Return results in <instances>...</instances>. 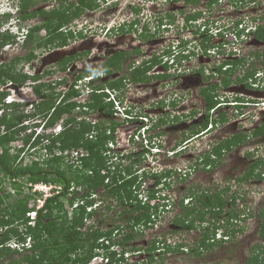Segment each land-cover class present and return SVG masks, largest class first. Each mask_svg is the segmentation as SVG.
I'll return each mask as SVG.
<instances>
[{
    "label": "trees",
    "instance_id": "obj_1",
    "mask_svg": "<svg viewBox=\"0 0 264 264\" xmlns=\"http://www.w3.org/2000/svg\"><path fill=\"white\" fill-rule=\"evenodd\" d=\"M217 1L218 0H207L209 6L217 3ZM36 2L37 0H19L20 15L22 18H30L36 15L40 18L39 23L29 26V31L23 42V45L28 48L24 56L26 61L35 57L33 52L35 48L41 46L66 45L67 39L72 37V32H63L59 29L63 25L65 26L70 20L80 16L85 9L92 8L95 5L94 0H77L76 2H69L68 4L61 1L62 3L60 6H56L50 11H46L42 8L29 10ZM199 2L200 0H185L186 4H197ZM243 2L244 0H231V3L235 7H238L235 3L242 4ZM182 12L181 10L180 13ZM168 15L172 16L171 14ZM200 15V12H195L194 14L186 15L185 20H196ZM254 19L260 20L257 28L252 30L254 39L264 41V14L254 16ZM42 28L46 30V36L43 37L38 36ZM192 31L194 34L198 32L196 29ZM144 35L150 36L148 32ZM9 36L12 35L0 32V47L9 39ZM201 38L203 41L201 45L206 47L205 35L203 34ZM184 43L182 48H186ZM127 54L126 51L115 52L113 56L105 59L103 62V69H105L108 74H112L113 70L122 69V61ZM81 55L83 54H80V56ZM252 55L253 59L251 64L239 77H237L236 82H243L249 85L251 82H248V80H252V77H254L255 73L261 68L263 69L261 81H264V51H252L250 52V56L252 57ZM76 56L77 54H73L64 57L63 60H65V63L64 61L60 63V69H65L70 60ZM188 56L189 55H187L186 58H188ZM243 59L248 60V58H236L234 61H224L223 64L232 65L225 71L221 69L223 64L217 66L215 71L217 73H224L222 77L223 84L228 85L230 83L232 74L235 73V69L238 68V65L243 63ZM151 62L153 64L157 62V59L153 58L150 62L143 61L141 64L133 67L130 70V77L135 81H144L149 79V77L151 78V75L147 73L152 67V64H150ZM5 65H7V63L0 64V87L10 81L22 85L26 78L29 77L22 73L15 75L11 74V68H6ZM88 71L94 73L96 69L94 67L88 68ZM197 73L203 81L206 80L207 82V84L200 89L201 96L205 99V114L203 118L193 120V123L189 125L187 138L207 130L209 124L213 127L224 124L228 118L225 111L222 110L218 112L217 116L210 113V110L214 109L218 103L216 93L222 82H208L210 74L205 75L203 67L198 68ZM161 76L165 77L166 75L164 74ZM122 78L123 76L115 80L107 78L102 83H95L94 87L96 89H101L105 85L117 87L122 85ZM32 79H37V76H33ZM42 85L45 86L47 84L41 83L37 85L39 88L36 89V94L39 96L40 100L34 103L35 111L31 114L22 113V110L19 109L20 106L23 104L26 105V103H6L4 97L9 91L0 90V109H3V114H0V128L3 127V129L0 130V189L6 193L2 184L8 179L12 181L13 186L17 189V192L20 193L21 189L18 187L19 181L17 179L25 178L26 182L32 181L33 183L50 181L63 182V190L59 193L51 194L44 199L43 206L36 211L33 224L28 222L29 218L27 213L30 210H35V205L31 207L28 206L29 196L27 194L18 197L16 200L6 205H3L4 198L3 195L0 194V262L7 260L5 264H88L95 254L94 249L98 246V239L100 237H106L110 243L125 245L128 240H133V238H136V235L139 234L135 231L134 227H147L150 225V223L155 220V217L161 215L160 213L163 206L158 203L150 204L149 201L146 203L145 200L142 199L143 197L147 200L156 198V190L154 188H140L142 176L140 177L136 174V168H133V166L140 161V154H134L130 163L122 164V162H120L116 164L115 167L114 162H110V159L107 161L104 155L105 144L112 136L106 133L107 126L104 123L105 119L95 125H91L84 119L77 121L76 116L69 117V119L64 122V128L61 132L55 135H38L34 138L33 144H41L42 141L47 139L48 143L44 145V149L49 151L55 148L61 149L62 151L70 148H84L89 153L88 156L86 155L80 158L81 163H83L81 169L76 168L72 169V171H66L64 168L61 169L59 163H53V161L59 162V160L63 158L59 155L51 156L52 158L50 157L47 159V161L50 160L51 163L49 162L46 164H40L36 160L24 164L22 161L16 162L19 152L22 149H20L18 153L11 154L9 143L15 139V135L20 130L26 129L24 126H20L22 125L23 117L41 114L43 118H46L49 111L54 108L53 116L46 121L47 124L53 125L55 120L61 117L62 113L72 112L76 105V102L65 101L72 95L77 94V92L69 89L65 96L61 98L60 103L55 104L60 93L54 94V92L51 91L49 94H45L42 92ZM50 86L51 87H49L48 84L46 88H54L52 85ZM88 105L93 110H101L106 118L111 115V110L109 109L110 105L103 101V94L101 93H92ZM7 109H10V112H5ZM197 113V110H192L190 114L184 117L195 118ZM7 115L10 116L7 117ZM160 120L163 121V118ZM175 120H179V118L176 117L174 121ZM93 126H95L96 134L90 137L88 136L89 131L94 130ZM110 127L112 131H114V121H111ZM87 133L88 135H86ZM255 136H264V113L259 124L250 129L249 132L245 129L236 131L218 140L208 153H203L200 164L203 163V168L206 169V171L213 170L220 162L224 152L231 150L235 146L241 145L247 138H253ZM31 137L32 136L29 135L28 138H26V142ZM252 154L251 151H248L246 156L251 157L253 156ZM263 163L264 160L262 158L257 157L253 159L250 167L247 168L244 174L235 176L237 184L250 181L253 177L264 179V175H261V170L259 169ZM112 167L113 170L111 169ZM102 168H105L108 172L103 174ZM88 169L91 171L89 174L87 173ZM123 172H126L128 175L125 177L122 176ZM168 174H170V172L158 176L153 175V177H156V183L159 184L161 178ZM108 176L110 177V181L106 182L105 179ZM143 177H146V174H144ZM72 183L75 184V186L81 185L82 189H84L83 192L82 190L77 192L79 193L77 197L75 195L76 193L68 197L70 200L69 205L72 206L75 200L79 201L80 199H84V197L86 199L82 204L77 202L78 205H76V207L72 209L71 214H69V210L65 207L61 196L66 194L67 189ZM99 188H102L104 191V194L100 196L102 199L100 207L114 210V216L125 221L124 223L111 224L109 222L108 224H110L111 227L107 229L101 226V222L102 224L104 222L107 223V219H100L101 221H97L96 224L90 223L97 211H87L86 206L92 203V200L88 199L87 196L89 193L97 191ZM231 188V185L228 184L213 193H209V191L206 190L202 192L190 190V193L185 195V197L189 198L190 202L188 204L183 202V196L178 202L179 207L181 206L182 208V213L179 217L172 220L173 227L175 226L173 231H190L198 228L199 231H201L200 237L193 242V244L187 246L183 242L167 244L165 241L159 242L154 240L152 245L145 249L150 253V261L155 258L153 252L163 248L164 252H162V254L168 251H186L188 254L200 255L216 244H222L228 241L236 231L241 230V228L230 227L234 219L236 220L238 217L244 218L245 216L243 214L246 213L245 210H237L234 207L237 194L235 193L231 197H228V200L222 196L223 193L229 192ZM36 194H38V192H36ZM139 195L140 198H138ZM223 212L225 213L227 228L221 230L223 231V237L216 238V234L220 231L219 229L222 226L220 220L222 221ZM259 215L261 222L258 232L261 237V243L255 245L251 249L247 257V264L264 263V210H261ZM202 223H206V226H203ZM124 224L127 225L131 231L124 234L123 237L116 239L113 233L115 227H118L120 230ZM27 237L31 239V244H29L28 247L24 245ZM11 243H16L17 246L13 247L10 245ZM160 243L163 245L161 248L159 247ZM136 247L137 246L133 244L130 248L135 249ZM20 252L21 256L19 258L14 256V254H20ZM108 255L111 258L109 264H113L115 261L122 259V257H120L116 260L114 252H109Z\"/></svg>",
    "mask_w": 264,
    "mask_h": 264
},
{
    "label": "rangeland",
    "instance_id": "obj_2",
    "mask_svg": "<svg viewBox=\"0 0 264 264\" xmlns=\"http://www.w3.org/2000/svg\"><path fill=\"white\" fill-rule=\"evenodd\" d=\"M61 1H64L65 4H68L69 2H76L77 0H37V2L32 5L29 10H34L36 8H42L46 11H50L56 6H60L62 3ZM207 1V0H206ZM261 4H264V0H260ZM201 2V1H200ZM204 2V0H203ZM146 3V5H145ZM158 3V4H157ZM97 8L95 10H86L82 13V15L78 18H76L71 23V30H76V25L80 26L81 23L87 22L88 24H91L92 26H95L97 23L108 21L111 18H119V16H122L123 14H126L132 10V6H135L136 9L139 10V15L141 13H145L146 16L149 14V2L143 1V0H96ZM181 4L182 2H171V0H162L161 2L157 1L152 6V14L154 16L155 25L156 26V16L158 14L163 15L165 12H171L172 15L176 12L179 14L181 10ZM229 0H222L221 3L214 4L211 6V8H208L209 5H206V8H203L206 12L208 8L207 15L209 16L208 19L217 20L219 23H223L225 18L222 16L220 12V8H224V11L229 10ZM175 6V7H174ZM220 7V8H219ZM183 10L186 8L193 10V6L190 7H182ZM149 9V10H148ZM262 9V5L256 8H250L249 14L253 15L257 13V10ZM194 11V10H193ZM243 12V11H242ZM84 14V15H83ZM174 19V24L179 25L182 18L179 17V15ZM239 12L236 14L238 15ZM242 14V13H241ZM204 17L206 18V13L204 14ZM233 19V23L236 22V20L239 17L235 18V15L232 12L226 13V19L230 20ZM245 18V17H243ZM107 19V20H106ZM180 19V20H179ZM165 20L173 21L172 17L165 16ZM7 17H0V32L2 33H10L15 34L12 30H15L14 27L11 25H8L10 21H8ZM40 18L39 16H34L30 18H25L24 20L22 18L19 19L20 24L25 25V27H28L30 25H35L39 23ZM77 22L76 24L74 22ZM14 22V21H13ZM94 22V23H93ZM88 28V26H86ZM10 28V29H9ZM176 27L173 26L172 28L163 29V27L160 26V30H157V32H154L153 35L151 32L149 33L150 36L147 37V39H143L145 35L140 37V34L138 32H130L127 34H115V36L112 38L111 42L112 45H117L120 48H124L125 50L131 51V54L128 53V55L125 56L123 59V68L120 69L119 74L127 73V64L132 59H138L141 60L142 57H140L139 53H133V49L135 47H138L139 49H142L141 52L145 51L148 52L149 46L151 48H156L157 51H160L161 48L164 46H169L170 43H173L176 39H174V32L176 31ZM174 30V31H173ZM91 34L89 36L92 37V39L101 38L102 34L99 33L98 27L97 29L92 28ZM96 33V34H95ZM45 29L42 28V30L38 33V36H44ZM141 34H147V33H141ZM157 34V35H156ZM9 36V39L5 41V43L0 47V62L1 63H7L5 65L6 68H11V74H18L23 72L22 70L26 69V64L28 61L24 58L25 54L28 51V48L23 45L22 40L23 36ZM85 35V34H84ZM70 37L68 40V43L65 46L62 47H55L51 48L50 50L46 49L45 47H39L37 50L38 55L40 56V60H37L35 63V66L39 67L44 64H51L55 63L60 59L64 54H69L70 52L77 51V50H88L89 53L87 57L91 56L93 57L96 52H98L96 41L91 40L90 38H82L78 39ZM1 39V37H0ZM71 41V42H70ZM105 42V41H104ZM241 50L244 56L247 55V52L249 49H260L264 51V44H257L251 39L247 38L244 41H241L240 43ZM258 45H261L260 48ZM106 44L102 46V50L104 51V47ZM108 48H111L108 46ZM95 48L94 54H90V51ZM107 48H105L106 51ZM104 51V52H105ZM250 52V51H249ZM202 51H199V55H193L188 61L184 62V64H188L190 66V70H188L185 75L178 80V78H175L176 81H178L177 85L178 89L175 88V79L174 76L171 77L172 81L169 83L167 87H163L161 85L160 80H154L151 84H153L152 94L153 96H157L159 93V97L161 95L168 96L167 92L173 90L176 92L181 98L183 99L179 105L174 109L172 107L167 106L165 109L159 108L160 106L156 105L155 103H151L150 109L144 108L145 103L140 102L139 104V110H145L151 111V115L158 116L165 114V110H169V112L172 113H179L181 110H184L182 112H186L187 110H200L199 111V118H201L200 114L201 111L205 108V99L202 98L200 95V89L203 88L207 82L206 80L203 81L198 75V73L195 72L194 67L197 68V66H203L210 70L214 69V65L219 62L220 59L223 58L222 53H216L212 54L211 56L208 55L205 58L199 57L201 56ZM96 56V55H95ZM95 58V60H94ZM99 60L96 57H93V61L91 64L96 65L98 64ZM81 65V64H80ZM76 70H79L78 68H75ZM193 69V71H191ZM52 72L48 74H44L40 77V81L42 84H49L52 83L55 87L56 92L64 91L66 86H64L63 83H56L62 76H65L64 72L61 70H58L56 67L51 66L49 68ZM237 72H243V70H238ZM116 76V74H114ZM74 76L71 74V78ZM67 81H70L68 77ZM209 80V79H208ZM27 83L22 86V90L13 89L11 91L10 89V98L13 100H17V102H26L27 104L29 102L37 101L39 100L36 95V89L39 88V86H33L32 82H30V79L28 78ZM44 82V83H43ZM99 83V81H97ZM170 82V81H169ZM208 82H213V80H209ZM45 87V89H44ZM47 85H42L43 91L45 94H49L52 89H47ZM133 87V85H132ZM131 87V88H132ZM149 87V86H148ZM144 88L146 92H149L150 89ZM1 89V88H0ZM137 89V88H136ZM242 90L241 86L235 88V91ZM141 89L134 90L137 95L139 94V91ZM185 91L186 95L183 93ZM244 92H247L245 90H242ZM220 91H217L216 94H220ZM230 94V93H228ZM257 93L252 92V95H256ZM262 94V93H260ZM249 96V95H248ZM85 96H82L81 98H78L79 100H83ZM173 97L168 96L166 98V101H171ZM219 99V97H218ZM7 100V97H6ZM147 106V104H146ZM225 109H223L227 116L230 117L229 120H231L229 123H224L221 125H217L214 130L210 133H206L205 135H201L197 138H195L193 141L187 144V147L185 149H182L179 151L180 153L171 155L169 152L170 147L175 143H180V140H182L183 137H187V134L189 132V125L190 122L193 123V120H186L182 119L180 117V120L173 121L171 119L172 113L165 114V123H164V135L163 139L165 143L161 145V149L164 151L156 152L151 155L161 157V159L164 158L165 155V163L167 165H170L171 167L175 168H185L186 166L191 167L190 170L191 175L188 177H184L182 180L175 181L172 184V190H174V194L176 197H185L186 194L190 193V190H197L196 192H202L204 190L209 191V193H213L215 191H218L219 189H222L224 185H231V189L229 192H225L222 194L223 198L228 200V197H231L233 194H237L236 204L234 207L237 210H245L246 213L243 215V217H238L236 220L234 219L232 223L230 224V227H237L241 228V230L236 231V233L229 238L228 241L223 242L222 244H216L214 247H211L207 250H205L200 255H193L188 254L186 251H168L165 254H161L158 256L157 260L160 261V263L164 264H247V257L251 252V249L261 242V237L259 235V225L261 222V219L259 218V212L261 210H264V179H261L259 177H253L250 179V181L243 182L241 184H237V181L235 180V176H240L244 174V172L247 170V168L250 167L252 160L254 158H262L264 160V136H255L251 138H247V140L242 143L241 145L233 147L231 150L226 151L223 153L220 162L216 165V167L211 171H206V169L203 168L202 164H198L195 162L199 155L204 153L206 150L210 151L213 147V144L217 142V138L221 139L222 137L227 136L228 134L231 135L232 133L236 131L241 130H250L252 126H256V122H252L253 117H259L261 116L262 112L258 108H244L243 111L246 113L245 116H234L236 112L232 110V107L224 106ZM19 109H23L26 111L33 112V107L31 105H28L26 107L20 106ZM178 110L179 112H177ZM5 112H10V109H7ZM203 112V111H202ZM3 114V109H0V114ZM90 115V114H89ZM10 115H7V117ZM94 117L97 118V114H93ZM234 116V117H233ZM242 117V118H241ZM245 119V121H244ZM117 120H122L120 118H117ZM138 120V119H136ZM42 121L40 115H36L35 117H30L27 120L24 121V123L27 125L26 129L20 130L16 135L15 139L9 143V148L11 154L18 153L20 149H22L19 152V156L16 160V162L22 161L24 163H29L34 160L38 161L40 164H46L49 163L47 159H49L51 156L56 155H64L65 159H60L59 162L53 161V163H59L61 169H66V171H72V169H81V162L76 161V158L80 155H84V151H79L78 148H74L76 151H78L80 154H77L76 151H68V152H62L58 148H55L52 151H49L47 149H44V145L47 144V142L44 140L41 142V144H33L32 140H28L26 142L25 138L27 137V134L32 132L33 130L35 133L38 131L36 129H39L40 126H36ZM61 122V121H60ZM105 124H107L108 121H105ZM174 122H176L174 124ZM56 123V122H55ZM141 124L140 122L131 123L127 126H123L117 131L116 134V143L115 146H113L110 151H113L117 149L120 152H143L146 148L144 143L146 142L147 132L144 133L143 136H146L143 138L142 136H138L137 138L134 137V141L132 138H129V136L136 130V125ZM26 125H20L21 127ZM56 126H59L57 123ZM3 127L0 128L2 130ZM44 130V129H43ZM43 130L41 132H43ZM54 130L53 127L49 129H45V132L49 133ZM154 131V130H153ZM163 142V141H162ZM150 144H147V146ZM117 146V147H116ZM248 151L254 152V156H246V153ZM71 152V153H70ZM71 154V155H70ZM169 155V157H167ZM52 158V157H51ZM149 160L143 156V160H140L137 164L133 166V168H141L146 165H150V159L153 158L152 156H148ZM51 163V162H50ZM128 161H123L122 164H127ZM130 163V161H129ZM195 165V166H194ZM261 170V175H264V163L259 168ZM258 169V170H259ZM104 170H102L103 172ZM68 173V172H67ZM87 173H90V171H87ZM126 173V172H125ZM127 174V173H126ZM137 174H140V171H137ZM19 181V186L21 191L20 193L17 192V189L13 186V183L6 179L2 186L4 187V190L6 193L0 189V194L3 195L4 203L3 205H6L7 203H11L14 200H16L18 197H21L22 195H28V206H34L36 203L38 204L37 196L39 198H43L42 196H39L40 194H33L31 189H29V185L27 187L25 178L17 179ZM16 181V182H18ZM153 180L144 178L142 182L143 187H148L152 185ZM51 184L48 192L54 190H60L61 188V182L57 181H50ZM99 188L97 190L100 191ZM56 194V193H54ZM83 194V193H82ZM104 194V192H103ZM77 197V194H75ZM191 195V194H189ZM73 196V195H72ZM36 198V199H35ZM140 198V197H138ZM63 202L65 204V207L67 209L71 208L69 205V199L62 197ZM156 199L151 201L150 203H156ZM190 201L187 202V204ZM192 204V203H190ZM70 210V209H69ZM96 214L93 216V219L90 223H97V221H101L100 219H107V223L101 222V226H103L104 229H107L108 227H111L109 222L120 224L124 223L125 221L120 220L117 216H114V210L112 209H104V207H96ZM244 212V211H243ZM182 213L181 206L175 204L172 211L170 212H161L158 217L156 218V221L154 224L149 225L148 227L141 226L139 229L142 231L141 235L136 236L135 240H128L125 245H133V242L138 243L139 245H142V247H147L152 245V242L155 241H165L167 244H175L176 242H183L187 245L193 244L201 235V231H199L198 228L192 229L190 231L180 230L174 232L173 229V219L176 217H179ZM252 213V214H251ZM71 214V213H69ZM242 215V213H241ZM242 215V216H243ZM224 217V218H223ZM126 224V223H125ZM203 224V223H202ZM220 224L222 225L220 227V231L217 232L216 238L219 236H222L221 230H224L227 228L226 226V217L225 213H222V221L220 220ZM125 230L123 231V234H125L127 231H129V227L127 225H124ZM203 226H206V223L203 224ZM118 236V235H117ZM215 236V235H214ZM134 243V244H135ZM157 244V242H156ZM160 245H162L160 243ZM158 246V244H157ZM187 248V247H186ZM162 251L159 252V254ZM15 257L19 258L21 256L20 254H14ZM142 258V257H141ZM140 259L138 256H132V260L135 261L137 264ZM7 260L0 262L6 263ZM97 261H92L91 264H97ZM124 264V263H122ZM264 264V263H263Z\"/></svg>",
    "mask_w": 264,
    "mask_h": 264
},
{
    "label": "clouds",
    "instance_id": "obj_3",
    "mask_svg": "<svg viewBox=\"0 0 264 264\" xmlns=\"http://www.w3.org/2000/svg\"><path fill=\"white\" fill-rule=\"evenodd\" d=\"M94 1H95V5L92 8L85 9L84 11H86V10H90V11L95 10L96 11L95 8H97L98 6L96 4V0H94ZM143 1L149 2L148 7L151 8V13H150L151 15L149 16V19H148V16L145 15V13H141V15H139V10L136 9L135 6H132V10L130 12L123 14L122 16H119V18H114V19L111 18L108 21L97 23L95 26H92L91 24L84 22V23H81L80 26L76 25L75 31L71 30V28H69L68 31L72 32L71 33L72 38H77V37H79L78 39H82L84 37L90 38L91 40H95L96 43L101 42L103 45L106 44L105 48L107 47V44H108V46L112 45L111 40L115 36V34H120V36H121V34H124V33L127 34L130 32H138V34H140V37L142 38V36L144 34H141V33H144V32L150 33V31H149L150 29L148 26L150 24H152L153 26L155 25L154 16L152 14V6L154 5L155 2H157V1L161 2L162 0H143ZM172 1L175 3H178L179 1L182 2L180 8L183 12L180 13L181 12V10H180L179 14H177V12H176V14H177V16L179 15V17L184 18V25L186 23V25L189 26L190 32L185 31L184 29L179 30V27L174 24L175 23L174 19L176 17V14L174 13L172 15L171 12H165L163 15L158 14L156 16V26H154V28H155L154 32H157V30H160V26L162 27L163 24H169V25H173L176 27L175 28L176 29L175 34H176V37L180 39V43L178 45V50L181 52L183 50L188 51L185 54L180 53V52L178 54H175V57H176L179 65H182L181 58H186L187 55H192V56L197 55V51H196L197 49L206 54L207 49H210L212 46H215L217 44L218 45L221 44V42H222L221 38H216L213 35L207 34V29L211 25L216 24V20L208 19L209 16L207 15L208 8H211V6L213 4L211 6H208V8H207V10H206V16L207 17L206 18L204 17L205 13H202L200 11L201 15L196 20L186 21L185 16L190 15V14H194L196 11H193V10L188 9V8L183 10L182 7H184V4H186L185 0H171V2ZM221 2H222V0L221 1L218 0L217 3H215V4H218V6H219V3H221ZM229 3L232 4L231 0H229ZM235 4L238 7H235L234 11L232 12L234 15H236L238 12L241 13L240 11H243L242 14L243 13L247 14V13H249L250 8H255V6L257 8V7H259V5L260 6L262 5V9L257 10V16L264 14V4H261L260 0H244V2L242 4L241 3L240 4L235 3ZM145 5H146V3H145ZM206 5H208L207 1H206ZM186 6L190 7L191 4H186ZM20 13H21V10L19 8V0H0V17L1 18L7 17L8 21H10V23L8 25H11V27L13 26L15 29V30H12L15 34L14 35L11 34V35L16 36V37L17 36H23V40H22V43H23L24 40L26 39L27 33L29 31V26L25 27V25L20 24L19 19L22 18ZM168 14H171L172 16H169ZM242 14H238L239 18L236 20V22H235L236 24L242 21V19H243ZM80 16H78V17H80ZM165 16L173 17L174 18L173 22L165 20ZM78 17H76V18H78ZM251 18H252V20L256 21V27H255V29H256L260 23V20L254 19V16H252ZM22 19L24 20L25 18H22ZM74 23L76 24L77 22L75 21ZM139 25H142V28H143L142 31H138ZM86 26H88V28ZM202 26H204V28H202ZM97 27H98L99 33L102 34V36H101V38H98L100 36L99 35L96 38L92 39V37L89 36V34H91V32H89V30H91L92 28L95 29ZM168 28L169 27H163V29H168ZM192 28L198 30V32L194 34L192 31L193 30ZM255 29H252V30H255ZM41 30L42 29H40V31ZM252 30H251L252 40L254 42H256L257 44H264V41H258L256 39H254V35H253ZM60 31H62V29H60ZM187 32H189V33H187ZM153 33L151 32L152 35H153ZM157 34H159V33L157 32ZM203 34L205 35L206 47H203L201 45V42H203L201 36ZM44 36H46V34ZM148 36H145L143 39L147 38ZM69 38L67 39V43H68ZM183 43L185 44L186 48H182ZM171 44L172 43H170L169 46H171ZM63 46H65V45H63ZM258 46L260 48L262 47L261 45H258ZM41 47H45L46 49L50 50L51 48L62 47V46H41ZM38 48L34 49L33 52L35 54V57H33L32 59H30L27 62L26 69L22 70L23 72H21V73L29 76L28 78L30 79V82H32V85L37 86V85L42 83L40 81V77L42 75L52 72L51 70H49V68L51 66H54L58 70L63 71L65 73L64 74L65 76H62L56 83H58V84L63 83L64 86H66L64 91L62 90L60 92H56L54 85H52V83H49V87H51L50 85H52L54 87V88H51L52 91L54 92V94L60 93V95L56 99L55 104L60 103L61 98L64 97L65 94L70 89V90L77 92V94L72 95L65 102H76V105H75L74 109L72 110V112L62 113L61 117L59 119L55 120L56 123H54L53 125L47 124L46 121L48 120V118L53 116L54 108H52L49 111L46 118H43V116L41 114H38L41 116V119H42V121L36 125V126H40L39 129H36L38 131L35 133V131L33 130L32 132L27 134L26 138H28V136L31 135L32 137L29 139L34 141V138L38 135H44V134H54L55 135V134L62 131V129L64 128V122L67 121L69 119V117H73V116H76L77 121L84 119V120L88 121V123H90L91 125H95L98 122L105 119V121H108L107 124H105L107 126L106 127L107 128L106 133L108 135L112 136L110 139H108V141L105 144L104 155L106 156L107 161H108V159H110V162H114V167H115L116 164H118L120 162L131 161L134 154L135 155L140 154V160H143V156L145 157L144 160H146V158L149 160L148 156H152L153 158L150 159L151 164L143 166L141 168H136L135 173L137 174V171H140L139 176L140 177L142 176V179H141L142 182H143L144 178H148V179L153 180L151 186L143 187V188H154L156 190V193H155L156 198L147 200L145 197H143L142 199H144L146 203L148 201L151 202L152 200L156 199L157 200L156 203L162 204V206H163L161 209L162 210L161 212H169V211L171 212L174 205L175 204L177 205L179 200L181 198H183V197H181V198L176 197V195L174 194V190H172V184L175 181L182 180L185 176H187V177L190 176L191 175L190 170L192 169L191 167H188V166H186L185 168H182V169L171 167L170 165H167L164 162L165 161V159H164L165 155H164L163 159H161V157L151 155L153 153L160 152L161 150L164 151L163 149H161L160 146L163 145V143H165V141L162 140L163 135L165 134L164 130H163L165 128L164 127V123H165L164 121L166 119L165 114L172 113L174 111V109L179 105V103L183 100L181 98V96H179L173 90L167 92L168 96L173 97V99L171 101H166V98L168 96L161 95L159 97L160 93L157 96H153V95L150 96L152 94L151 91L153 89V84H151V83L154 80L155 81L160 80L161 85L163 87H167V86H169L168 84L171 83V81H172L171 77L174 76V79L178 78V80H179L181 78V76L183 77L185 75V73L188 72V70H186V67H181V69L178 70L177 68H172V65H170L166 62L167 61L166 59L170 58V56L173 53V50L171 49V47H169L168 49H165L162 52H157L154 49H152L150 52H145V51L141 52L142 49L135 47L132 52L133 53H139L140 57H142V58H141V60L132 59L127 64V73H122V74H119L120 70H113L112 74H108L106 72V70L103 69V62L107 58L106 57L104 60L101 58L103 56V53H104L103 50H101L102 53L96 52V54H95L96 56L95 55L93 56L99 60L98 64H96V65L91 64V62L93 61V57H91V56L87 57L89 51L86 50L85 53L79 51V52H70L69 54H64L63 57L61 59H58V61L55 63H51V64H44L43 63L42 66L37 67V66H35V63L37 62L36 58L38 60H40L39 59L40 56L38 55V52L36 50ZM257 50H260V49H256V48L255 49H253V48L249 49L246 56L243 55L244 52L236 53L235 51H232V50L227 51V52L226 51H220V53H222L224 56L222 59L219 60V62L217 64L214 65V67H215L214 69H211V67H209L210 68V70H209V69L203 67L202 65L197 66V68L194 67V70L196 73H197L198 68L203 67L205 75L210 74V78H209L210 81L213 80V82H215V81L222 82V77L224 76V73H217L215 71L217 69V66H219L220 64H223V62L227 61V60L234 61L236 58H248V60L243 59L244 60L243 63L238 65V68L235 69V73L232 74V76L230 78V83L228 85L223 84V82L220 83V87L217 89V91L221 90V92H220V94H217V97H216L218 100V103L216 104L214 109L210 110L211 114H213L214 116H217L218 112H220V110L224 111L223 110V109H225L224 106L232 107V110H234L236 112V114H234V116L235 115L236 116H243V115L245 116L246 113L243 111V109L247 108V107H249V109L250 108H255V109L258 108L260 111L264 110V103H263L264 102V81H261V77L263 75L262 74L263 69L262 68L259 69L255 73L254 77H252V80L251 79L248 80V82H251L249 85H247L246 83H243V82H236L237 77H239L240 74H242L246 70V68L251 64V61L253 59V55L251 57L250 52L257 51ZM94 52H95V48L90 51V54H94ZM129 53L131 54V51H129ZM211 53L212 52H210V56L212 55ZM73 54H77V56L70 60V62L68 63V65L66 66L65 69H60V66H61L60 63H62L63 61L65 63V60H63L64 57L70 56ZM80 54H83V55L80 56ZM165 57H167V58L164 59ZM153 58H156L157 62H155L153 64L151 62L150 64H152V67L147 71V73L151 75V78L149 77V79L144 80V81H140V80L135 81L130 77V70L133 67L141 64L143 61L150 62V60ZM189 59H190L189 57L186 58V61H188ZM86 60H87V62H86ZM94 60H95V58H94ZM66 61H67V59H66ZM0 64H1V62H0ZM231 66H232L231 64H223L221 69H222V71H225V70L229 69ZM93 67L96 69V71L94 73H90L88 71V68H93ZM75 68H78L79 70H76ZM189 70H190V66H189ZM238 70H243V72H237L236 73V71H238ZM191 71H193V69ZM71 74L74 76L73 78H71ZM114 74H116V76ZM164 74L166 76L162 77L161 75H164ZM33 76H37V79H35V80L32 79ZM120 76H123L122 81H121L122 85H119L117 87H115V86L110 87L108 85H105L101 89H96L94 87L95 83L98 84L97 81H99V83H102L107 78H111V79L115 80L116 78H119ZM66 77H68L71 80L67 81ZM28 78H26L25 82L22 85H18V83L10 81V82H8L5 85L0 87L1 88L0 90L9 91V93L4 97V101L6 103L17 102V100H15L16 98L11 100L10 89H11V91H13V89H17V88L19 90H22V86H24L27 83L26 81ZM152 79H154V80H152ZM175 81H176V79H175ZM146 82L149 83V87H148V89H150L149 92H146L145 89L142 88L143 83H146ZM177 83H178V81H176L174 89H178V86H176ZM14 85H16V87H14ZM132 85H133V87H132ZM239 86H241L242 90H245L247 92H244L240 89H239V91L238 90L235 91V88H237ZM136 88L138 90L141 89L139 91L138 95L134 91V90H137ZM252 92H255L257 94L252 95ZM92 93L103 94V101L110 105V107H109V109L111 110L110 117L106 118L101 110H93L88 105V102L91 100V94ZM183 93L186 95L185 91ZM228 93H230V94H228ZM260 93H262V94H260ZM200 95H201V93H200ZM82 96H85V98L83 100H79L78 98H81ZM6 97H7V100H6ZM218 97H219V99H218ZM37 98L40 100L38 95H37ZM39 100L29 102L28 104L26 102H23V103H26V105L23 104L22 106L26 107L28 105H31V107H33V112H34L35 111L34 103L38 102ZM115 102H117L118 105H116ZM140 102H143V104L145 103L144 108L147 107V109H150L151 103H155L156 105L160 106L159 108H161V109H165L167 106L172 107L173 111L169 112V110H170L169 109V110L164 111L165 114L153 116L150 113L151 111H146V109L143 111L139 110ZM146 104H147V106H146ZM117 106H119L122 109L118 110ZM21 110H22V113H27V114L33 113L31 111L25 112L23 109H21ZM176 111L179 112L178 110H176ZM182 111H184V110H181L179 113H172L171 119L174 121V119L176 117H178L180 120V117H182V119L184 118L186 120L192 121V120H197L199 118L198 114H199L200 110H197L198 113H197L195 118L184 117L185 115L190 114V112L192 110H187L186 112H182ZM93 114H97V118L94 117ZM200 115H202V112ZM35 116L30 115L27 117H23L22 118V125H26L24 123L25 120H27L30 117H35ZM117 118H120L122 120L118 121ZM161 118H163V121L160 120ZM136 119H138V120H136ZM229 119H230V117L228 116L225 123H229L231 121ZM260 119L261 118L258 115L256 118L253 117L252 122H256V125H257V124H259ZM111 121L115 122L114 131H112V129L110 127ZM244 121H245V119H244ZM136 122H140L141 124L136 125V130L134 132H132V134L129 136V138H132L133 141H134V137L137 138L138 136H142L143 138H145L146 136H143V135L145 132H147L148 134H147V137L145 139L146 142L144 143V145L146 146L145 150L143 152H137V153L136 152H120L117 149L110 151V149L113 146H115L117 131L123 126V124H124V126H127L128 124H131V123L134 124ZM57 123L59 124V126H56ZM175 123L176 122H174V124ZM51 127L54 128V130L52 132H49V133L45 132V129H49ZM94 127L95 126H93L94 130L89 131V135H88V133L86 135L91 137L94 134H96V130ZM215 127L210 126V124H209L207 127V130L201 131L200 133L192 136L193 137L192 140L201 136V135H205L206 133L212 132ZM254 127H255V125L252 126L251 129ZM24 128H27V125L24 126ZM42 130H43V132H41ZM26 138H25V140H26ZM185 138H187V137H185ZM218 140H220V139L217 138L216 141H218ZM45 141L48 143L47 139H45ZM147 144H150V145L147 146ZM215 144H216V142H215ZM185 147H187L186 142L185 143L181 142V141H180V143L175 142L170 147L169 152L171 155L177 154V153H180L179 151H181L182 149H185ZM78 149H79V151H84L83 156H86V155L88 156L89 152L87 150H85L84 148H78ZM68 151L72 152V151H76V150L74 148H70V149H66L62 152H68ZM76 152H77V154H80L78 151H76ZM205 152L208 153V150H206ZM252 153H253L252 155L254 156V152H252ZM61 156L63 157V159H65L64 155H61ZM202 156H203V153L201 155H199L198 158L196 159L195 162L197 163V165L201 162ZM81 157H82L81 155L79 157H77L76 161L81 162L80 161ZM167 157H169V155H167ZM202 165H203V163H202ZM81 167H83V163H81ZM111 169L113 170V167ZM102 170H104L102 172L103 174L105 172H108V170H105V168H102ZM87 171H90V169H88ZM167 172H170V174L164 175L161 178L159 184L156 183V177H153V175L158 176L161 174H166ZM90 173H91V171H90ZM144 174H146V177H143ZM127 175L128 174L123 172L122 176L125 177ZM14 179H16V178H14ZM105 181L109 182L110 177L109 176L106 177ZM36 184L47 185V184H51V183L50 182L33 183L32 181L26 182L27 187L29 185L28 188L31 189V191H33L32 192L33 194H36V192H38L40 194L39 196L43 197V198H40V199H42V204L40 206H37L38 204L36 203L35 204V210H30L27 213V216L29 218L28 222L31 224L34 223V219H35L34 218L33 221L31 220V217H30L31 212L35 211V216H36V211L38 208L43 206L44 199L51 194L59 193L60 191H62L64 183L61 182L60 190L57 191V190L52 189V191H50L51 194L46 195V196H44V190L43 189H35V190L33 189L34 185H36ZM141 186H142V184L140 185V187ZM83 189H82L81 185L75 186V184L72 183L69 186V188L67 189L66 194L61 196V199H62V197H65V198L71 197L74 193L79 194L77 192H80L81 190L83 192ZM100 189L101 190L98 191V194H97V191H94V192L89 193V195L87 196L88 199L92 200V203H90L86 206L87 211H93L92 209H96V207L101 205L102 199L100 198V196H102L104 191L102 188H100ZM139 197H140V195H139ZM37 199H38V196H37ZM85 199L86 198L84 197V199H80L79 201L75 200V202L73 203L71 208H69L70 210L68 209L69 213H71L72 209L75 208L76 205H78V203H80V204L84 203ZM183 199H184L183 202L185 204L189 201L188 197H184ZM156 203H152V204H156ZM155 221H156V218L152 223H150V225L154 224ZM125 227L126 226H122L120 230L118 229V227H115L113 233L115 234L116 239L124 236L123 231L125 230ZM140 227H138V228L134 227L135 231H137L139 233L136 236H139L142 233V231L139 229ZM144 227H146V226H144ZM130 231H131V229L129 228V231H127L125 234H127ZM219 237H222V236H219ZM133 239L135 240V238H133ZM134 243L135 242H133V244ZM29 244H31V239L29 237H27L24 245H26L28 247ZM10 245H12L13 247L17 246L16 243H11ZM135 245L137 247L135 249H131L130 247L132 245H119L116 243H110V241L106 237H100L98 239V246L95 247V249H94L95 254L93 255V257L91 258V260L89 261L88 264H91V262L93 260L94 261L98 260L99 262H97V264H109L111 261V258L108 255L109 252L115 253L116 260L118 258L122 257V259L115 261L113 264H122V263H124V264H136L135 261L132 260V256L140 257V259L138 260L139 262L137 264H164V263H160V261L157 260L158 256H160L162 254V252H164V248L155 250L153 252L155 258H154V260L150 261V259H149L150 253L147 250H145L147 247H145V246L142 247V245H139L138 243H135ZM161 246H163V245H159L160 248H161ZM160 251H162V252L159 254ZM106 253H107V255H106Z\"/></svg>",
    "mask_w": 264,
    "mask_h": 264
},
{
    "label": "built area",
    "instance_id": "obj_4",
    "mask_svg": "<svg viewBox=\"0 0 264 264\" xmlns=\"http://www.w3.org/2000/svg\"><path fill=\"white\" fill-rule=\"evenodd\" d=\"M165 1H167V0H165ZM228 5H229L228 11H224V8L219 7L222 16L225 18L223 23H219L216 20V24L211 25L207 29L208 35H213L216 38H221V40H222L221 44L220 45L217 44L215 46H212L210 49L206 50V52H207L206 54L202 53L201 56H199V57H203L206 59V57L208 55H210V52H212L211 54H216V53H220V51H226L227 52L230 50L235 51L236 53H242L241 46L239 43L241 41L246 40L247 38H249V39L252 38L251 30L255 29L256 21L252 20L251 17L257 16V13H255L253 15H251L249 13H247V14L243 13L242 16L245 18H243L241 22L236 24L235 22L233 23L234 18H231L230 20L226 19V13L229 11L233 12L235 9L234 5H232L230 3ZM240 12L242 13V11H240ZM150 13H151V10H149L148 19H149V16L151 15ZM241 13H239V14H241ZM236 17H239V16L235 15V18ZM178 23H180V26L177 25L179 27V30L184 29L185 31H189V26H187L186 23L184 25V18H182L181 22H178ZM148 27L150 29L149 31L153 33L155 30L154 26L152 24H150ZM162 27L172 28L173 25L163 24ZM202 28H204V26H202ZM142 30H143L142 25H139L138 31H142ZM189 32H187V33H189ZM176 38L177 37H176V34L174 32V39H176ZM179 43H180V39L177 38L171 44V46H164L163 48L160 49V51H157L156 48H153V49L156 50L157 52H162L165 49H168L169 47H171V49L173 50V53L170 56V58H168V59H166L167 57L164 58L167 60L166 62L168 64L172 65V68H177L178 70H180L181 67H186V70H189L188 64H183L186 61V58H181L182 65H179L177 62V59L175 57V54H178L179 52L184 53V54L188 52L187 50H183L182 52L179 51L178 50ZM196 51H197V55H199L198 54L199 50L197 49ZM188 57L191 58L192 55H189ZM115 104L118 105L117 102H115ZM117 109L121 110L122 108L117 106ZM49 188H50V185L47 186V185H38V184L34 185V187H33L34 190L35 189H43L44 190V196L51 194L50 192H48ZM37 200H38L37 206H40L42 204V199L39 198ZM30 217H31V220L33 221V219L35 218V211L31 212Z\"/></svg>",
    "mask_w": 264,
    "mask_h": 264
},
{
    "label": "flooded vegetation",
    "instance_id": "obj_5",
    "mask_svg": "<svg viewBox=\"0 0 264 264\" xmlns=\"http://www.w3.org/2000/svg\"><path fill=\"white\" fill-rule=\"evenodd\" d=\"M201 2H199V3H197V4H191L194 8H193V10L194 11H196V12H202V13H206L205 12V10L203 9V8H206V0H204V2H203V0H200ZM184 7H187L186 6V4H184ZM174 18L172 17V20H173ZM75 20V18L74 19H72V20H70L65 26L63 25L60 29H62V31H64V32H67L68 31V29L69 28H71V23H72V21H74ZM59 29V30H60ZM97 29V28H96ZM101 30V29H100ZM89 31H91V30H89ZM45 32H46V30H45ZM145 39H147V38H145ZM96 46H97V49H98V53H102L101 52V48H102V46H103V44L100 42V43H96ZM152 46V45H151ZM151 46H149V49H148V52H150L153 48H151ZM109 47H111V48H108V47H106L107 49H106V51H105V47L103 48L104 49V53H103V56L101 57L103 60L107 57V58H109L110 56H113L114 54H115V52H121V51H126L127 53H129V50H125L124 48H120V47H118L117 45H111V46H109ZM83 52V53H85V51L86 50H77L76 52ZM73 52H75V51H73ZM101 56V55H100ZM63 57V56H62ZM61 57V58H62ZM60 58V59H61ZM86 62H87V60H86ZM149 86V83L148 82H146V83H143V85H142V88L144 87V88H147ZM154 88V87H153ZM152 92V91H151ZM150 96H152V95H150ZM203 111V112H202ZM201 112H202V115L200 116L201 118H203L204 117V114H205V108L202 110ZM262 112V114H261V116H260V118H262V115H263V113H264V110L263 111H261ZM192 122H190V124H191ZM192 138L193 137H190V138H182L183 140H180L181 142H186V145L188 144V143H190L191 141H193L192 140ZM224 138V137H223Z\"/></svg>",
    "mask_w": 264,
    "mask_h": 264
},
{
    "label": "bare ground",
    "instance_id": "obj_6",
    "mask_svg": "<svg viewBox=\"0 0 264 264\" xmlns=\"http://www.w3.org/2000/svg\"><path fill=\"white\" fill-rule=\"evenodd\" d=\"M214 4H215V3H214ZM214 4H213V5H214ZM204 46H205V45H204ZM152 201H153V200H152Z\"/></svg>",
    "mask_w": 264,
    "mask_h": 264
},
{
    "label": "water",
    "instance_id": "obj_7",
    "mask_svg": "<svg viewBox=\"0 0 264 264\" xmlns=\"http://www.w3.org/2000/svg\"><path fill=\"white\" fill-rule=\"evenodd\" d=\"M14 87H16V85H14Z\"/></svg>",
    "mask_w": 264,
    "mask_h": 264
}]
</instances>
